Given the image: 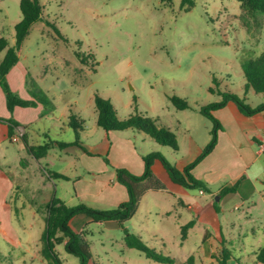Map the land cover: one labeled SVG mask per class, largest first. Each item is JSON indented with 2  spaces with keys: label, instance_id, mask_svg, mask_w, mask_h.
<instances>
[{
  "label": "rangeland",
  "instance_id": "rangeland-1",
  "mask_svg": "<svg viewBox=\"0 0 264 264\" xmlns=\"http://www.w3.org/2000/svg\"><path fill=\"white\" fill-rule=\"evenodd\" d=\"M191 1L193 6L183 5V0H40L42 20L31 28L20 50L21 64L27 69L23 92L43 105L52 128L56 112L71 108L77 123L82 124L80 137L89 152L102 153L109 139L96 124V94L112 101L121 120L149 116L180 139H211L213 123L200 112L201 107L221 100L211 88L234 93L251 107L264 103V94L246 91L242 68L246 59L264 52V17L260 27L249 22L248 29V18L237 0ZM20 3L0 0V38L11 46L15 26L22 19ZM5 53L0 54V63ZM173 96L187 101L190 108L178 110L171 101ZM132 131L118 134L143 139L141 132ZM62 136L63 140L75 138L74 131ZM17 145L23 147V143L7 144V159L0 158V174L5 173L0 177V264H38L41 258L48 264L37 247L46 228L49 198H61L68 206L90 204L74 196L73 181L50 182V174L84 175L86 163L79 161L74 167L56 158L57 150L47 159L30 160L25 151L19 153ZM138 145L145 152L154 150L141 141ZM164 149L172 160V148ZM104 154L101 163L116 173L118 168ZM23 159L26 165H21ZM5 195L7 201L3 202ZM246 210L235 211L230 226L223 221L224 246L244 264H255L248 251L253 242L257 250L264 247V200L257 196V206ZM144 211L146 208L135 214L125 228L115 222L86 226L94 259L100 264H123L122 259L130 257L121 252L127 227L129 233L138 232L148 221L155 226L158 222L157 215L148 217ZM81 224L74 222L72 229L84 228ZM141 234L147 245L160 250L154 234ZM202 236L192 232L186 249L197 251ZM131 252L146 264H155L140 252ZM57 253L64 264L80 263L62 245ZM184 256L188 255H180ZM188 261L183 263H191Z\"/></svg>",
  "mask_w": 264,
  "mask_h": 264
},
{
  "label": "crops",
  "instance_id": "crops-1",
  "mask_svg": "<svg viewBox=\"0 0 264 264\" xmlns=\"http://www.w3.org/2000/svg\"><path fill=\"white\" fill-rule=\"evenodd\" d=\"M26 76L27 69L25 65L21 64V55L19 53V62L10 71L8 80L12 89L24 100L34 101L30 94L22 90L25 86ZM245 89L246 91L252 90L247 89L246 85ZM215 91L216 93L213 94L219 95L218 91ZM252 92L254 91L252 90ZM0 100L2 111L0 118L9 119L13 117L19 124L15 129L14 138L10 139L8 125L0 122V158L7 159L5 149L7 148V144L13 143H23V147L17 145L19 146L18 151L19 153L25 151L27 154L23 136H25L28 144L31 146L51 143L53 145L52 148L49 150L47 156L42 159L49 158L52 156V152L57 150L58 153H56L55 157L59 160L70 162L74 167L79 161L86 163L84 175L64 172L53 173L69 177V180L65 181L74 182V196L78 200L81 199L89 202L90 204L88 205L101 209H112L128 201L127 189L117 182L116 173L101 163V156L104 153L108 155L115 168L127 169L136 175L144 173L145 165L143 157L148 153L159 152L168 159L167 154L163 151L164 148L168 147L158 144L150 136L149 138L151 139H146L147 137L145 136L148 135L142 132L143 135L141 136L143 137L141 138L143 139H138L140 135H136L133 138L132 136L127 137L118 134V132H109L107 133L109 139H107L106 148L104 147L102 150L103 154L100 152H89L83 145L81 137L77 139L75 131L70 126V118L71 116H75L71 108L67 107L61 113L56 112L57 116L52 119V122H54V127L52 128L51 123H48L47 117L44 116L43 105L37 104L36 107L17 106L13 114H11L7 109L6 97L1 87ZM260 104H257V106ZM214 115L222 126V130L218 133V143L213 152L192 172L196 179L202 180L208 185L210 192L199 190L197 193H194L175 184L171 181L162 163L157 162L152 169L154 174L159 176L164 190H149L142 198L137 213L146 208V211H144L146 215L148 217L157 215L158 222L155 226L153 225L155 222L151 224V221H148L143 225L145 226L143 230H138V232L132 230L131 232L132 234L137 233L142 240L144 237L141 233L154 234L159 239L161 248H159L160 250L155 247L153 248L169 256L174 260L175 264H184L183 262L190 257H193V260L189 264H218L215 256L219 255L223 249H227L224 246L226 239L222 233L223 221L227 226L232 225L234 223L232 214L235 211H239L241 208H246L247 210L255 208L257 206V196H261L264 200V112L253 117H247L241 114L236 105L231 102L225 108L215 111ZM80 119L84 122V119ZM72 130L74 131L75 138L63 140L62 133L65 132L68 135L70 132H73ZM132 132L135 133L136 130ZM18 134H22V136L18 137ZM176 137L178 150L172 149V155L170 156L172 160L169 161L180 170L185 169L186 166L192 163L211 140L193 139L192 137L180 139L177 134ZM76 141L78 145L75 144ZM140 141L147 144L149 149L153 148L154 150L145 152L144 148L142 149L138 145ZM60 143L69 144V146L61 147ZM184 144L187 145V148H184ZM32 159L34 158L31 157L30 160ZM26 163V159L21 161V165H26ZM75 170L77 171V169ZM4 175L5 173L2 171L0 177L3 178ZM55 180L63 179H53L50 176V182ZM236 184H238L236 192L220 197L218 201L215 200L224 187H232ZM5 193H7V190ZM59 199L62 200L61 198ZM50 200L51 198H49L48 202ZM6 201L7 197L5 195L3 202ZM33 201L35 200H31L32 204ZM78 220L82 223L81 225H86L90 222L88 216L81 214L71 220V227ZM191 222H194V226L188 230L187 236L183 239L182 227ZM158 224H161V226ZM118 225L121 228L124 227L120 224ZM81 227L76 232L79 233L84 229ZM127 231H130L128 227ZM195 231L203 234L202 244L197 251L194 249H189L188 251L186 249V241L190 239L192 232ZM179 234L181 236H178ZM122 240L125 244V249L121 251L123 257L124 254L130 255V257L122 259L123 264H146L145 261L132 256L131 250L133 249L127 247L125 236ZM102 245L103 247L105 246L104 243ZM41 249L42 242L37 247L38 254H41ZM256 251L257 243L253 242L248 252L249 259L251 261L254 260L255 264H257ZM115 253L118 254L116 251ZM122 255H119V257ZM180 255L188 256L181 258ZM37 259L39 258L37 257ZM236 259L241 261V259L234 257L229 260V264H234ZM94 261L96 264H100L96 259ZM38 264H46V262L41 258Z\"/></svg>",
  "mask_w": 264,
  "mask_h": 264
},
{
  "label": "trees",
  "instance_id": "trees-1",
  "mask_svg": "<svg viewBox=\"0 0 264 264\" xmlns=\"http://www.w3.org/2000/svg\"><path fill=\"white\" fill-rule=\"evenodd\" d=\"M241 3V7L248 18L246 26L250 29L249 22H255L257 27L261 25L260 19L264 17V0H237ZM190 3L193 6V1L183 0V5ZM20 9L22 12L21 21L15 26V43L10 45L9 41L0 38V54L6 52L3 60L0 63V87L6 97V104L8 111L13 114L17 106L20 107H36L35 101H28L22 99L17 93L11 90L8 75L10 71L19 62V53L22 44L28 37L31 28L42 20L43 6L40 0H21ZM56 30V29H55ZM56 32H58L56 30ZM80 59V55H78ZM81 63H86L85 60H80ZM244 78L246 80V88L252 89L255 94H264V52L257 57L246 59L242 65ZM210 92L216 93L214 88ZM221 100L213 102L209 105L203 106L200 112L213 123L211 131V140L203 149L202 153L185 169L180 170L172 164L165 156L159 152H152L143 157L145 171L142 175H136L127 169H116L117 182L123 185L128 192V201L120 204L116 208L101 209L87 204H79L76 206H68L59 198L53 197L45 204L46 208V228L41 238L42 249L41 255L49 264H64L59 254L57 247L64 246L67 253L74 255L80 261L79 264H96L91 251V245L87 240L88 230L86 226L91 224H101L109 221H115L121 226L129 222L137 213L139 204L142 198L149 190L158 191L164 190L163 184L158 175L153 172V166L160 162L167 171L170 179L175 184L184 187L187 190H202L210 192L208 185L196 179L193 176V170L215 149L218 143V133L222 130L220 121L214 115V112L225 108L228 103H234L238 111L247 117H253L259 113L264 112V103L251 107L245 102V99L238 95L218 91ZM171 101L178 110H186L190 108L187 101L173 96ZM41 103H45L43 100ZM95 106L97 111V126L109 132H122L126 130H137L150 136L155 142L162 146H167L173 150H178V142L176 134L165 126L158 123V120L149 116L135 115L127 119L121 120L118 117V112L110 99L104 98L99 94L95 95ZM75 116L70 118V126L76 133L77 139L80 137V130L83 129L82 124H78ZM0 122L6 123L9 127V138H14L15 129L19 124L13 119L0 118ZM83 122V121H82ZM24 145L27 154L36 160H40L47 156L49 150L52 148L51 143H46L39 146H31L27 139L23 136ZM75 144L78 145L76 141ZM61 147H68L69 144L60 143ZM108 162V161H107ZM53 179L69 180V177L59 174H50ZM238 184L232 187L223 188L219 194L223 197L229 193L237 191ZM34 204V201H33ZM84 214L90 218L81 232H75L70 222L78 216ZM194 226V222L182 227L183 239L187 236V232ZM125 242L127 247L140 252L146 258L153 260L159 264H175L174 260L163 252L157 251L155 248L147 245L139 236L129 233L125 230ZM255 256L257 262L264 264V247H260ZM234 258L232 254L223 249L219 255L215 256L218 264H229V260ZM193 257L189 258L188 262H192ZM234 264H244L236 259Z\"/></svg>",
  "mask_w": 264,
  "mask_h": 264
},
{
  "label": "water",
  "instance_id": "water-1",
  "mask_svg": "<svg viewBox=\"0 0 264 264\" xmlns=\"http://www.w3.org/2000/svg\"><path fill=\"white\" fill-rule=\"evenodd\" d=\"M219 199H220V197H217V198H216V200H219Z\"/></svg>",
  "mask_w": 264,
  "mask_h": 264
},
{
  "label": "built area",
  "instance_id": "built-area-1",
  "mask_svg": "<svg viewBox=\"0 0 264 264\" xmlns=\"http://www.w3.org/2000/svg\"><path fill=\"white\" fill-rule=\"evenodd\" d=\"M19 136H22V134H18V137H19Z\"/></svg>",
  "mask_w": 264,
  "mask_h": 264
}]
</instances>
